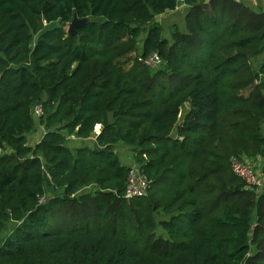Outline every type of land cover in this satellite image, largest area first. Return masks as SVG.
I'll return each instance as SVG.
<instances>
[{
    "label": "trees",
    "instance_id": "16d2710c",
    "mask_svg": "<svg viewBox=\"0 0 264 264\" xmlns=\"http://www.w3.org/2000/svg\"><path fill=\"white\" fill-rule=\"evenodd\" d=\"M176 7L0 0V264H264V187L231 171L261 159L264 180V10L185 0L168 41L154 21ZM74 17L87 23L69 35ZM119 144L150 182L142 198L123 197Z\"/></svg>",
    "mask_w": 264,
    "mask_h": 264
},
{
    "label": "rangeland",
    "instance_id": "374dc122",
    "mask_svg": "<svg viewBox=\"0 0 264 264\" xmlns=\"http://www.w3.org/2000/svg\"><path fill=\"white\" fill-rule=\"evenodd\" d=\"M238 2L243 3L244 5H246L247 7L251 8L253 11L255 12H259V11H263L264 10V5H263V1L264 0H237ZM185 12L186 9H184L183 7H181V9L179 8L178 10H175L174 12L168 13L167 15H164L163 17H158L156 18V20L154 21V23L160 25L162 27L163 30V38L167 39L168 41H172V36L171 34L173 33L174 29H177L181 32L184 31V25H185ZM68 28V27H67ZM144 38V34L142 35V39ZM264 61V54L262 56H259L255 59H253V65L255 69H258L259 65ZM160 67L156 66L154 69H151V73L155 72L156 70H158ZM264 79V75L261 77V79ZM189 104L186 103L180 110V114H179V120L178 123H181L183 118L185 117V115L188 113L189 111ZM36 118V117H35ZM100 125L97 127H95L94 129V134L91 138L87 139V140H81L78 138H75L72 135H66L67 137V146L69 147V149L74 150L76 148H80V147H93L94 145V139L96 137V135L99 134L100 132ZM263 132H264V124H263ZM44 133V129L41 125H38L37 123L35 124V129H34V133L31 134L30 136H28V141L27 144L30 146H33L35 143H37L42 135ZM173 136H176V132L173 131ZM115 152L117 154V157L119 159V161L121 162L122 165L130 167L132 166L133 168H137V165L135 164L134 161V150L130 147H127L126 145L123 144H119L117 145V147L115 148ZM255 172L256 174H258L260 176L261 174V165H262V160L261 159H257L255 161L253 160H248L245 161ZM90 189L85 190L84 192H88ZM262 190V189H261ZM261 190H258L256 192H261ZM83 192V193H84ZM92 195L94 196V192L91 191ZM48 198H51V194H47L46 195ZM89 202V199L87 200ZM88 210V214L90 217H93L95 212H96V208L93 205H90ZM61 214H70V207L68 208H64L62 210L61 213H59V218H61ZM71 216V214H70ZM69 216V217H70ZM9 226V225H8ZM11 226H9L10 229Z\"/></svg>",
    "mask_w": 264,
    "mask_h": 264
},
{
    "label": "built area",
    "instance_id": "2783aa9c",
    "mask_svg": "<svg viewBox=\"0 0 264 264\" xmlns=\"http://www.w3.org/2000/svg\"><path fill=\"white\" fill-rule=\"evenodd\" d=\"M176 3V9L185 6V0H176ZM143 62L147 67L155 68L161 63V59L157 53H153ZM33 113L36 117H41L43 115L42 106H35ZM2 155L3 150L0 148V159ZM231 171L234 176L242 180L245 183L246 187L250 190L255 189L258 191L264 187V180L262 176L256 174V172L246 162L233 159L231 161ZM149 186L150 182L145 178L142 172L138 168L131 167L127 175L123 197L126 200L142 198L147 194ZM48 199L49 198L47 196L39 197L38 203L46 204Z\"/></svg>",
    "mask_w": 264,
    "mask_h": 264
},
{
    "label": "water",
    "instance_id": "95a60500",
    "mask_svg": "<svg viewBox=\"0 0 264 264\" xmlns=\"http://www.w3.org/2000/svg\"><path fill=\"white\" fill-rule=\"evenodd\" d=\"M87 23V20H79L76 17L73 18L71 23L69 24L67 28V34L69 35H75L78 28H80L82 25Z\"/></svg>",
    "mask_w": 264,
    "mask_h": 264
},
{
    "label": "crops",
    "instance_id": "0c3cea01",
    "mask_svg": "<svg viewBox=\"0 0 264 264\" xmlns=\"http://www.w3.org/2000/svg\"><path fill=\"white\" fill-rule=\"evenodd\" d=\"M263 5H264V1H263ZM185 7V6H184ZM183 7V8H184ZM181 9V8H180ZM174 12V11H173ZM168 13H171V12H168ZM168 13H166V14H163V15H161V16H158V17H163L164 15H167ZM158 17H156V18H158ZM156 20V19H155ZM130 167H132V166H130Z\"/></svg>",
    "mask_w": 264,
    "mask_h": 264
}]
</instances>
